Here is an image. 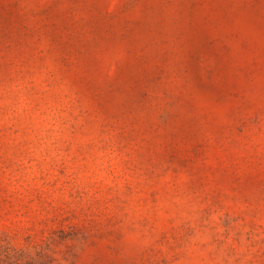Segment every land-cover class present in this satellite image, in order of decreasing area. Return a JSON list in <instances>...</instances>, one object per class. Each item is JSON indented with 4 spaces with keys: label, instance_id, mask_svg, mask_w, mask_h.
I'll list each match as a JSON object with an SVG mask.
<instances>
[{
    "label": "rangeland",
    "instance_id": "obj_1",
    "mask_svg": "<svg viewBox=\"0 0 264 264\" xmlns=\"http://www.w3.org/2000/svg\"><path fill=\"white\" fill-rule=\"evenodd\" d=\"M0 264H264V0H0Z\"/></svg>",
    "mask_w": 264,
    "mask_h": 264
}]
</instances>
